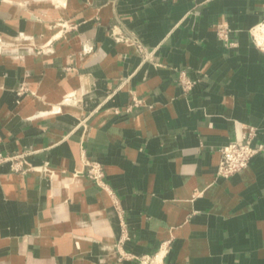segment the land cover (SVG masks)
Returning a JSON list of instances; mask_svg holds the SVG:
<instances>
[{"label":"crops","instance_id":"crops-1","mask_svg":"<svg viewBox=\"0 0 264 264\" xmlns=\"http://www.w3.org/2000/svg\"><path fill=\"white\" fill-rule=\"evenodd\" d=\"M200 1L0 0V42L30 46L0 52V153L54 172L0 163V264H140L161 246L162 264H264V52L249 34L264 0ZM249 127L261 149L216 176ZM82 152L116 204L79 174Z\"/></svg>","mask_w":264,"mask_h":264},{"label":"built area","instance_id":"built-area-1","mask_svg":"<svg viewBox=\"0 0 264 264\" xmlns=\"http://www.w3.org/2000/svg\"><path fill=\"white\" fill-rule=\"evenodd\" d=\"M207 0H201L199 4ZM56 24L63 28H67V25L58 21ZM217 36L224 41L229 43V29L225 26H218L216 29ZM249 34L253 43L264 52V18L250 27ZM117 41H127L120 36H116ZM136 48V50L143 56V58L148 59L152 53V49H148L141 41L137 38H133L130 41ZM177 83L184 91H188L194 81L190 79L184 70H179L177 76ZM20 95L24 93V87L21 85L17 90ZM138 105L137 101H133L131 105L125 108V112L129 111L131 106ZM254 135V129L249 127L246 131H243L239 139L231 140L224 144L220 149V158L216 167V176L229 177L233 173L246 167L255 153L261 149V145L253 146L251 144V138ZM30 150H25L20 153H16L11 156H3L0 153V163L5 161H10V168L13 171H25V170H35L43 175H53V170L50 168L49 163L46 161L40 163V165H32L28 162L26 156L29 154ZM81 169L79 174L93 182L98 187L104 189L114 200L116 204V199L114 198L113 192L109 188L108 184L104 178V169L102 164L96 160L88 157L84 152L81 153ZM165 253V247L161 246L160 249L153 255H139L134 257L140 264H162L163 256Z\"/></svg>","mask_w":264,"mask_h":264},{"label":"rangeland","instance_id":"rangeland-1","mask_svg":"<svg viewBox=\"0 0 264 264\" xmlns=\"http://www.w3.org/2000/svg\"><path fill=\"white\" fill-rule=\"evenodd\" d=\"M6 42V41H5ZM22 42V41H21ZM22 43H25V42H22ZM23 47V46H22ZM24 47L26 48V47H30V46H27V45H24ZM11 48H13L14 49V45H13V47H12V45H9V43L8 44H6V43H4V42H0V52H2L4 55H9L10 53H11V51H13ZM25 48H22L19 52H24V49ZM40 50H42V48L40 47ZM38 165H40V164H37V166ZM154 254V253H153ZM153 254H151V255H153Z\"/></svg>","mask_w":264,"mask_h":264},{"label":"bare ground","instance_id":"bare-ground-1","mask_svg":"<svg viewBox=\"0 0 264 264\" xmlns=\"http://www.w3.org/2000/svg\"><path fill=\"white\" fill-rule=\"evenodd\" d=\"M4 43H6V44H8L9 43V45H12V47H13V43L12 42H10V41H3ZM11 49H13V48H11ZM13 50H16L17 52H19L20 50L18 49V47L16 46V45H14V49ZM19 50V51H18ZM1 51V50H0Z\"/></svg>","mask_w":264,"mask_h":264}]
</instances>
